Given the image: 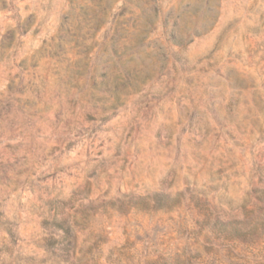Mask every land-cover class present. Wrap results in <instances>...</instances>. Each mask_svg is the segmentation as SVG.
Masks as SVG:
<instances>
[{
    "label": "rangeland",
    "instance_id": "obj_1",
    "mask_svg": "<svg viewBox=\"0 0 264 264\" xmlns=\"http://www.w3.org/2000/svg\"><path fill=\"white\" fill-rule=\"evenodd\" d=\"M0 264H264V0H0Z\"/></svg>",
    "mask_w": 264,
    "mask_h": 264
},
{
    "label": "trees",
    "instance_id": "obj_2",
    "mask_svg": "<svg viewBox=\"0 0 264 264\" xmlns=\"http://www.w3.org/2000/svg\"><path fill=\"white\" fill-rule=\"evenodd\" d=\"M158 196H166V194L157 193Z\"/></svg>",
    "mask_w": 264,
    "mask_h": 264
}]
</instances>
